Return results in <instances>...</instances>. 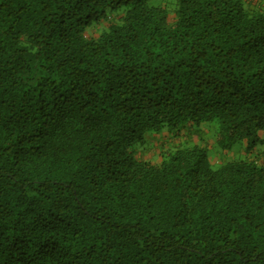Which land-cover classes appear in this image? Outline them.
<instances>
[{
	"label": "trees",
	"instance_id": "1",
	"mask_svg": "<svg viewBox=\"0 0 264 264\" xmlns=\"http://www.w3.org/2000/svg\"><path fill=\"white\" fill-rule=\"evenodd\" d=\"M0 264H264V0H0Z\"/></svg>",
	"mask_w": 264,
	"mask_h": 264
},
{
	"label": "rangeland",
	"instance_id": "2",
	"mask_svg": "<svg viewBox=\"0 0 264 264\" xmlns=\"http://www.w3.org/2000/svg\"><path fill=\"white\" fill-rule=\"evenodd\" d=\"M209 146H211V144H209ZM154 151H156V148H155V146H153L151 149H149V150H142V153H141V156H144V157H148V158H150L152 155L150 154V152H154ZM210 153H211V151H210ZM232 155H234V153L232 154H229L228 156L230 157V156H232Z\"/></svg>",
	"mask_w": 264,
	"mask_h": 264
},
{
	"label": "crops",
	"instance_id": "3",
	"mask_svg": "<svg viewBox=\"0 0 264 264\" xmlns=\"http://www.w3.org/2000/svg\"><path fill=\"white\" fill-rule=\"evenodd\" d=\"M260 5H258L257 7H259Z\"/></svg>",
	"mask_w": 264,
	"mask_h": 264
}]
</instances>
